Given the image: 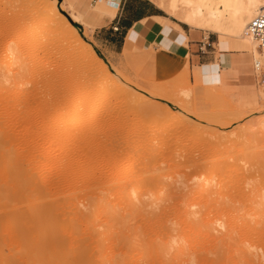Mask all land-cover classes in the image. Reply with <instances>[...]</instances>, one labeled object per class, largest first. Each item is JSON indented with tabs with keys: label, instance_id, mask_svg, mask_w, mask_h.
I'll return each mask as SVG.
<instances>
[{
	"label": "rangeland",
	"instance_id": "rangeland-1",
	"mask_svg": "<svg viewBox=\"0 0 264 264\" xmlns=\"http://www.w3.org/2000/svg\"><path fill=\"white\" fill-rule=\"evenodd\" d=\"M33 1L35 0H0V59H5L9 55L8 48L20 38L19 27L25 24L23 22L27 21V18L30 20L28 28L25 25L28 34L36 25H41L42 22L37 20L38 16L43 20L41 12L38 13L39 15L35 12L36 19L31 16L32 10L29 6L33 4ZM51 1L57 5V11L53 9L44 11L41 6L43 15L46 14L44 16L46 21H44L48 22L45 24L43 22L42 25L47 30L42 27L41 29L44 30L37 38L28 36L19 54L20 61L0 69V88L4 90L0 93V144H2L0 145V185L3 187L0 191V264L33 263L32 259L29 260L26 254H23L20 244L24 240H21V243L15 236L16 229L23 230L28 227H34L37 235L46 231V236L53 235L54 238V240H42L43 249L39 255L43 256L38 264H90L87 256L92 246L96 224L91 219L81 222L71 209L76 208L82 197L89 198L87 209L100 197H108L111 200L112 194L120 188L119 182L115 180L120 175L129 176L127 175L129 172L132 174L131 171L138 170L143 161L150 162L159 158L164 168L162 173L165 175L168 171L171 172V177L168 176L169 173L164 176L168 180L163 178L167 182L164 183L163 180L161 182L164 187L159 183L162 190L158 187L159 184L156 186L158 193L162 191H160L162 195L159 194L162 199L156 200L160 203L159 206L151 205L150 210L157 208L162 210L167 207L170 209V206L178 209L179 203L176 202H179L183 194L186 198H193L194 195L193 199H198L196 193L200 185H197L198 188L194 187L196 185L189 183L187 178L196 177L200 172L203 176L208 174V166L214 162L220 169L222 167L221 170H226L225 167L232 160L236 164L239 162V165L242 163L238 173L242 175L243 182L240 181L236 185L243 186L239 189H233L236 186L230 189L231 193L229 191L228 194L231 201L235 200L234 204L243 208L242 204L247 207L252 202L258 203L262 200V203L251 205L252 207L263 206L264 65L261 66V71L257 72L254 61L255 51L243 42L233 23L230 13L233 9L232 0H208L215 7L227 8L222 20L225 34L209 30H214L213 26L200 24H189V26L185 23L190 29L213 32L214 39L220 40L218 47L227 51L228 54L219 79L204 87H199L192 81L188 66L179 73L170 70L161 72L156 65L139 59L136 54L109 62L105 47L95 44L90 35L93 27L90 18L96 11L92 2ZM152 1L157 5L161 4V0ZM38 3V6L41 5ZM72 3L80 15L79 18L74 14ZM85 8L88 11H85ZM33 10L37 11L34 8ZM165 12L176 21H182L180 16ZM35 13L33 12V15ZM14 71L18 73L12 77L11 72ZM183 73L187 74V83ZM154 87L165 88V91L161 95L155 91L151 93L150 89L154 90ZM198 91H202L201 93H204L207 98L199 97ZM70 95L75 96L72 102L67 101ZM172 98L181 101L180 103L183 102L184 105L175 103ZM79 102H83L84 119L95 127L93 135L84 142L69 144L62 142L64 146L61 143L58 146L60 152H57L58 150H56L57 153L51 152L54 132L50 134L46 132L50 112L59 111L62 105L69 106ZM90 107L95 108L93 114L89 112ZM164 108L169 109L167 113ZM70 114L66 112L65 115ZM89 116L92 117L90 122L87 121ZM165 119L168 124L165 123L164 127L163 123L159 128L154 126L157 121ZM57 126V124L54 125L55 128ZM66 133L69 131L67 130ZM220 135L223 138L220 137V139L225 140L222 144H224V150L230 155L228 157L227 154L220 157L215 147V142L219 140ZM242 139L243 142L247 141L246 144L242 143ZM4 149H6L5 154H2ZM244 150H247V153ZM214 154L217 157H214ZM8 158L15 159V163L20 162V170L17 174L25 186L29 183L26 186L28 188L26 194H21L17 189L14 190L11 182H7L5 178L14 169L13 165L8 163ZM111 162L118 163V168L110 167L108 164ZM125 166L128 170L127 174L122 173ZM96 170H98L97 173L94 172ZM46 171L49 173V178L43 180L38 173ZM93 172L99 174V177H96ZM140 177L138 174L137 178ZM106 179L111 181L104 184L103 181ZM246 179H251L247 181L248 184L245 183ZM254 179L256 183L253 182ZM185 181L189 183H187L189 186ZM174 183L176 185L180 183L176 186L178 189ZM133 184L136 185L135 181ZM167 184L171 187H167L169 186ZM183 186L188 190L186 191ZM242 187L245 189L243 190ZM174 188H176L175 191ZM141 189L144 190L145 186H140L138 192H142ZM239 190L240 193L237 192ZM219 191V194L223 193L222 190L219 189ZM231 195L232 197L235 195V198L238 195L237 198L242 204L237 203V198L233 197L232 200ZM243 195L245 198L248 196V199L243 200ZM231 203L234 205L233 202ZM166 204L168 205L165 206ZM212 204L216 206L215 202ZM32 205L42 207L43 215L40 218L30 217L29 208ZM160 205L164 207L161 206V209ZM236 205L234 207H237ZM138 208V206L132 208L129 202L120 203L121 211L118 216L127 214L129 225L132 227L130 231L136 234V240H145L144 235H140L137 228L139 218L142 216ZM79 211L83 214L87 213L81 209ZM104 224L102 222L100 225ZM185 230L189 249L192 251L199 245L204 249L207 246L212 249L216 243L206 234H200L189 227H185ZM123 232V224L117 223L116 232L114 231L106 241L108 246L114 248L119 245ZM108 246L93 264H111L112 261L104 262V254L110 249ZM228 251L229 249L226 248L223 252ZM137 253L139 252L135 250L126 251L124 254L126 264H137V257H139ZM112 254L114 255L113 252ZM112 254H110L111 259ZM199 264L215 263L203 257Z\"/></svg>",
	"mask_w": 264,
	"mask_h": 264
},
{
	"label": "bare ground",
	"instance_id": "bare-ground-1",
	"mask_svg": "<svg viewBox=\"0 0 264 264\" xmlns=\"http://www.w3.org/2000/svg\"><path fill=\"white\" fill-rule=\"evenodd\" d=\"M232 2H233V9L230 11V13L232 17L237 20V23L240 29L239 31L240 38L243 40L245 44L253 48L255 51V59H254L255 69L257 70V72H259L261 71V66L264 65V55L258 50L259 48H258L257 43L248 34L247 27H248L249 22L255 16H257L260 13H264V0H232ZM37 3L41 5L38 6ZM32 5L34 6L31 7ZM32 5L29 6L30 9L32 10L31 16L35 17L34 19H36L37 14L41 12L40 15L43 16V20L42 18L41 19L39 18L40 16L37 17V20L41 21L42 23L44 22L43 24L48 23V22H45L46 18L44 16H46V14L43 15L44 11H47L48 9H53L57 11V5L55 4V2H52L51 0H35L33 1ZM158 5L163 10L168 11L170 14L180 16L183 22H186L191 25L200 24V25H205V26H213L214 29L219 30L221 33H225V31L222 30L221 21L223 19L224 13L227 10V8L222 9L219 7H215L208 0H161V4L159 3ZM41 6H43V9H44V11L42 10L43 12L41 11ZM33 8L37 9V11H34ZM27 9L29 8L27 7ZM28 11L30 12V10ZM33 12L34 13L36 12L37 14L35 13L33 15ZM26 20L27 21L24 20L25 22H23L25 24H22L21 27H19L20 33H21L20 38L14 41L13 44L8 48L9 55L5 59H0V69L1 68L3 69L6 66H9L14 63L16 64L17 62H19L20 61L19 54H20V51L22 50V47L25 45L24 42L29 37L30 38L39 37L41 32L44 30V29H41L44 25L40 23L42 26L36 25L34 29H32L31 33L28 34L26 31L25 25L27 26L28 24H30L28 23L30 20L28 18ZM47 21L50 22V19H48ZM47 25L49 26L50 24H47ZM45 30L47 29L45 28ZM11 73H12L11 76L15 77L18 71L17 72L14 71ZM186 77H187V74H185V82L187 80ZM160 87H154V90L150 89L151 90L150 92L153 93L155 91V93H158L161 95L162 92L165 91L164 90L165 88L163 89ZM4 88L6 87L4 86ZM192 88H190V90ZM1 89L3 88L2 87L0 88V93L4 91ZM207 91L209 92V90ZM201 92L202 91L199 92L200 96L199 94L197 96L199 97L202 96L203 98H207V96ZM190 94L189 96H191ZM74 100H75L74 95L68 96V99H67L68 102H72ZM172 100L175 103L181 102V101L179 102V100L177 101V99H174V98H172ZM180 104L184 105L183 102ZM165 110H166L165 112L167 113L169 109H165ZM66 112H70L71 114L69 116H66L65 115ZM82 112H83V102L75 103L74 105L70 104L69 106L62 105L59 111L52 110L50 112L49 118H48V128L46 132L47 134H50L52 131L54 132V134L52 135V141H51L54 147L52 146L50 148L52 149L50 150L51 152L52 151L56 152V150H58L57 152H60L61 150L60 148H58L60 143L64 146L63 144L64 142L67 144L74 143V142L76 143L84 142L93 135L95 127L91 126V123L86 122V119H84ZM89 112L93 114L95 112V108L90 107ZM58 118H59V121H58ZM91 120H92V117L89 116L87 121L90 122ZM165 120L157 121L154 126L159 128L160 125L163 123L164 124L163 127H164L165 123L168 124L167 120L166 121ZM55 124L58 125L57 128L54 127ZM67 130L69 131V133H66ZM157 130L158 129H156V131ZM220 137L221 135L219 136V140L218 139L217 140L221 142H218V141L217 142L214 141V142L216 143L215 147L217 149V152L220 153L219 155L220 157H222L223 155L227 154V151L224 150V144H222V141H225V140H221ZM243 141L244 140L242 139V143L247 142V141L245 142ZM0 143H1V140H0ZM134 148L136 147L134 146ZM5 150L6 149L2 150V154H5ZM244 151H246L247 153V150H244ZM150 154L153 155L152 152H150ZM228 155L229 154H227V157ZM215 156L217 157V155L214 154V157ZM232 157L234 159V156ZM72 158H74V156H72ZM72 158H69V159H72ZM14 160L15 159L11 160L8 158V163L11 166L13 165L12 168L14 169L10 171L9 174L5 176V178H7V182L9 181L11 182V185L13 186L14 190L17 189L21 194H26L28 192L26 190L28 189L26 188V186L29 183H27V185L25 186L22 183V181L19 180L17 171L20 170L19 169L20 162L18 161V163H15ZM160 160L158 158L150 162L143 161L138 170L131 171L132 174H130V172L128 173V170L125 166L123 168L122 173L123 174L128 173L127 175L129 176L120 175L117 178V180H115L119 182L120 188L112 194L113 198L111 200L108 199V197L107 198L100 197L98 200L93 201L90 204L89 209H87L86 206L88 205L89 198L82 197L80 201L78 202V205L76 206V208L71 209L73 212L76 213L77 217L80 218L81 222H86L89 219H91L96 224L95 225L96 230L94 232L92 246L87 256L89 263L93 264L95 260H98L100 258V255L104 253V249H106L108 246L106 241L109 239V237L112 235L114 231L116 232L117 223H121L123 224L124 232H123L121 239L119 240L120 244L115 246L114 248L108 246V248L110 249L107 253L104 254L105 263H109L110 261H112L111 264H126L127 261L124 255L125 252L126 251L130 252L131 250H135L139 252L137 253L139 254V257H137L138 258L137 264H199L203 257L212 260V262L215 264L216 263L228 264L230 262H233L234 264H264V203H263V206L258 205L259 207H254V206L252 207L251 204H253L254 202H252L249 206L246 203L247 207H244L245 204H242L241 202H239L240 199L237 198L238 195H236L237 199L235 198V195H234L233 197L234 199H236V201H238L237 203L242 204L243 208H241V207H238V205L234 204L235 200H233L232 195L231 197L233 201H231V198L229 197V194H228L232 187L236 186L233 189L235 188L239 189L240 186H243L242 184H239V186L236 185L237 183H240V181L243 182L242 175L238 173L240 170L239 166L242 163L239 165V162H237L236 164L235 161L232 160V162H234L233 164H231L232 163L231 162L229 165H227V167H225L226 170L224 169L221 170L222 167L220 169L217 166V164L212 160L214 164L212 165L208 164L210 166V167L208 166V169H209V172H207L208 174H205L203 176L202 174H200L201 173L200 172L198 173L199 175H196V177L188 176L190 178H187L189 179L187 180L189 183L191 182V184L196 185V186L193 185L194 187L198 188L197 185H200L198 193H196L198 194L197 196L200 199L199 198L193 199L194 195L192 193H188L189 192L188 191L186 193H188L189 195L192 194L193 198H188V197L186 198L185 194L182 193L184 196L181 197V199H179V202L175 201L176 203L180 204V207H178L179 204L177 205L178 209H174V207L171 208L170 205H169L170 209H168V207L162 209L161 206L163 205H160L162 210L157 208L156 210H160V211H156L155 209L150 210L151 208L149 207H152L153 205L159 206L160 203L157 202L156 200H159L160 198L162 199V197H160V195H162L160 191L162 190L163 183L161 182H163L165 179L168 180V178H165L164 176H167L166 174L169 173L168 170H167L168 171L167 173L163 171L165 175L162 173V169L164 168H162L161 166L162 163ZM209 161H207V163ZM219 161L220 160H218V162ZM108 165L112 167L113 169H116L119 166L118 163L116 162H111ZM97 171L98 170L94 172L97 173ZM94 172L93 174L96 175V177H99L98 176L99 174L97 175ZM170 173L168 176H170ZM33 174H35V171H33ZM38 174H39L38 176H40V178L43 180H47L49 178V173H47V171L44 173H38ZM138 174H140L141 176L140 178H137ZM250 180L246 179L245 183H247V181H250ZM110 181H111L110 179H106L103 181V183L107 184ZM134 181L136 183L135 186L133 184ZM144 181H146V183H143ZM165 182L167 181H164V183ZM188 182H186V184ZM253 182L256 183L255 179ZM159 183H161L162 186ZM182 183H184L183 180H182ZM130 184H133V185L129 187ZM158 184L160 186H158ZM178 184L176 185V183H174L175 187L179 186ZM188 184L187 186H189ZM262 185L260 187H262ZM140 186L141 187L145 186L144 190L141 189L143 190L142 192L141 191L138 192V190H140ZM156 186L161 187V190L159 189L160 190L159 193L156 190ZM167 187H171V186L169 185ZM183 187L184 189L186 188L185 186ZM176 188H174V191L176 190ZM250 188H253V187H250ZM219 189L222 190L223 193L219 194L220 192ZM242 189L244 190L245 188L242 187ZM254 189H256V187H254ZM258 189H259V186H258ZM2 190H3V187L2 185H0V191ZM185 190H183V192ZM168 192H170V190H168ZM237 192L240 193V190ZM252 192H254L253 189H252ZM262 193L264 194L263 191ZM241 194H239V196ZM165 195H166V192H165ZM243 196H244L243 197V200H244L245 195ZM255 196L256 195H254V197ZM245 199L247 200L248 196ZM262 199L264 200V198ZM128 202L132 205V208H135L137 206L139 207L138 209L140 210L142 216L141 218H139V223H138L137 228L139 229V232H140L139 234L144 235L145 240L143 239L136 240V234L130 231L132 227H130L129 225V216L127 214H122L121 216H118V214L121 211L120 203H128ZM212 202L216 203L215 207H214L215 204L213 205ZM231 202H233V204L236 205L237 207H234V205H232ZM260 202L262 203V200L258 201V203ZM258 203H254V205ZM167 205L168 204H166L165 206ZM79 209L87 213L83 214L79 211ZM29 211L31 213L30 217L32 219H38L43 215V209L40 205L30 206ZM102 222H104L105 224L100 225ZM111 224H114V226H110ZM185 227H189L200 234H203V235L206 234L209 239L215 240L216 243L213 245V248L211 249L207 246V248L205 247L204 249L203 246L199 245L193 251L190 250ZM15 236L17 240H19L21 243H22L21 240H24V242L20 245L23 249V254H26L29 260L32 259V262H33L32 264H38L43 256L42 254L39 255V253L43 249L42 240H54L53 235L46 236V231L42 232L41 235H37V232L35 231L34 227H28V229L26 228L23 230L16 229ZM224 245L226 246L223 247ZM18 248L21 249L20 247ZM223 248L224 250L228 248L229 251L223 252L224 251L222 250ZM112 252L114 253V255L112 254ZM110 254H112V259H111ZM101 258L103 260L102 256ZM138 261H143V262L139 263ZM40 264H45V263H40Z\"/></svg>",
	"mask_w": 264,
	"mask_h": 264
},
{
	"label": "crops",
	"instance_id": "crops-1",
	"mask_svg": "<svg viewBox=\"0 0 264 264\" xmlns=\"http://www.w3.org/2000/svg\"><path fill=\"white\" fill-rule=\"evenodd\" d=\"M84 1L92 2L96 9L90 18L93 23L90 35L95 44L105 47L109 62L136 54L161 72L179 73L188 66L192 81L199 87L214 83L221 76L228 54L218 47L220 40L214 39L213 32L226 33L222 21L225 33L216 29L207 33L187 28L186 22L176 21L152 0ZM232 19L239 32L237 20Z\"/></svg>",
	"mask_w": 264,
	"mask_h": 264
},
{
	"label": "built area",
	"instance_id": "built-area-1",
	"mask_svg": "<svg viewBox=\"0 0 264 264\" xmlns=\"http://www.w3.org/2000/svg\"><path fill=\"white\" fill-rule=\"evenodd\" d=\"M257 21L264 22V13L258 14L249 22L247 32L257 43L259 50L264 53V28Z\"/></svg>",
	"mask_w": 264,
	"mask_h": 264
},
{
	"label": "snow or ice",
	"instance_id": "snow-or-ice-1",
	"mask_svg": "<svg viewBox=\"0 0 264 264\" xmlns=\"http://www.w3.org/2000/svg\"><path fill=\"white\" fill-rule=\"evenodd\" d=\"M257 23H260L261 24V27L264 28V22L257 21Z\"/></svg>",
	"mask_w": 264,
	"mask_h": 264
}]
</instances>
